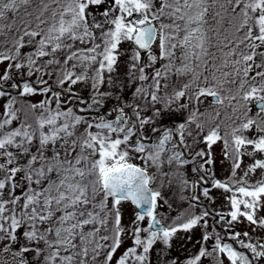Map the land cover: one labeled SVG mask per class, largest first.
Instances as JSON below:
<instances>
[{
  "label": "snow or ice",
  "instance_id": "snow-or-ice-1",
  "mask_svg": "<svg viewBox=\"0 0 264 264\" xmlns=\"http://www.w3.org/2000/svg\"><path fill=\"white\" fill-rule=\"evenodd\" d=\"M0 264H264V0H0Z\"/></svg>",
  "mask_w": 264,
  "mask_h": 264
},
{
  "label": "rangeland",
  "instance_id": "rangeland-1",
  "mask_svg": "<svg viewBox=\"0 0 264 264\" xmlns=\"http://www.w3.org/2000/svg\"><path fill=\"white\" fill-rule=\"evenodd\" d=\"M217 156H218L217 171H218V174H220L222 176L226 173V165H221V163H220L221 158H220L219 149H217ZM131 214H132L131 212L126 213V222H127V216H130Z\"/></svg>",
  "mask_w": 264,
  "mask_h": 264
},
{
  "label": "flooded vegetation",
  "instance_id": "flooded-vegetation-1",
  "mask_svg": "<svg viewBox=\"0 0 264 264\" xmlns=\"http://www.w3.org/2000/svg\"><path fill=\"white\" fill-rule=\"evenodd\" d=\"M218 175H220V174H218ZM223 176V175H222Z\"/></svg>",
  "mask_w": 264,
  "mask_h": 264
}]
</instances>
